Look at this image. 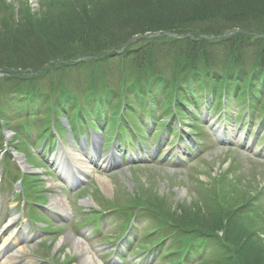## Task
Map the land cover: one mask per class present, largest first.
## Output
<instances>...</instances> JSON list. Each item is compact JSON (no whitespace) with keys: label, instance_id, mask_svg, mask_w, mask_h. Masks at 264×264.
Here are the masks:
<instances>
[{"label":"rangeland","instance_id":"obj_1","mask_svg":"<svg viewBox=\"0 0 264 264\" xmlns=\"http://www.w3.org/2000/svg\"><path fill=\"white\" fill-rule=\"evenodd\" d=\"M52 1L45 0L47 3ZM28 7L31 8L32 12H39L40 10L42 12V8H45L43 7V0H37L35 6L32 5L31 0H0V21H6L9 15L11 16L9 18L12 19L14 13L18 17L17 11L20 16H24ZM6 25H9V22ZM159 38L164 39L162 36ZM159 46L168 50L171 48L170 43H165L164 40L159 43ZM163 49L159 50L163 51ZM172 58L173 55L171 58H167L166 54H160L156 57L158 68L162 73L166 75L173 73ZM130 67V59L119 58L104 63L99 70H91L92 68L83 65L69 67L44 76L35 75L36 80L29 83H21L15 80L7 81V77H2L3 79L0 81V107L4 113L0 114V124L5 127L4 137H0V157H6L13 174L18 171V168L25 169L27 173H33L28 165L38 169L35 173L39 174L40 179L38 182L34 180L36 186L44 190L46 187L50 192L45 209L55 218L67 222V227H62L66 230L65 232L59 235L52 233L50 236L37 232L36 226L31 225L28 230L33 238L23 235L22 224L19 225V228H17L18 225H14L11 231L17 229L14 234L25 237V242L20 243L13 250H18L20 247L25 249V253L19 254V260L31 259L32 264H39L42 257L46 259L47 264L50 262L51 264H82L81 253L75 249L74 244L65 238L66 233L73 232L69 231L68 228H76V230L78 229L77 234L81 236L79 239L83 240L85 250L99 264H168V259L164 258L163 254L153 260L152 257H147L148 253L146 255L141 253L146 248L156 244L161 236L164 237L168 235L166 233L171 232L170 229H161L154 235L150 234L160 228L159 223L152 219L151 215L158 213L156 209L166 212L159 213L161 215L175 212L179 216L180 222L182 219L185 224L193 225L199 223L198 221L203 218L218 220L225 217L224 220L227 221V216L248 200L251 202L250 206L234 217L223 229L229 233L238 234L248 231L253 233L254 241H264V125L260 127L262 115L256 112L253 121L248 123L238 103L234 100L227 106L226 111L221 110V107L210 114L208 118L207 116L205 118L192 117L196 121L195 125H191L189 119H184L182 122H172L171 130L160 131V137L157 141L145 140L148 144L145 152L138 140L135 139L133 149L129 145H123L126 143L125 141L116 140L114 145L110 147L111 149L109 148L106 153H103L104 135L110 139L112 133L109 129L110 120L105 122L101 119L103 131L99 130L94 134L99 143V156L101 158L102 154L109 155L116 147L117 150H123L121 154L122 163L118 162L111 170L100 168L90 170L87 177L81 178L80 187L70 193L63 192L62 184H57L53 177L45 171L44 165L40 163L36 155L37 153L42 154V151L39 150L40 147L36 152V145L33 146V141L27 145H19L14 139V134L10 132V129L18 128L25 138H36L35 129L44 128L46 130L51 119L57 118L59 123L66 125V115L57 112L54 108L55 104L58 105L59 103L60 96L58 95L61 92L76 95V99H73L74 102L79 99L86 103L90 92L95 90L100 92L97 88L100 85L102 87L101 93L110 92V97L113 98L118 96L115 106L112 107L113 110H118L125 97H129L127 89L122 86V78L130 75ZM33 93L39 96V112L41 109L42 111L41 116L29 121L25 119L24 112L27 108L25 103L27 101L31 104L35 102L33 101L35 99L29 100L26 97L32 96ZM130 101H133V98ZM66 107L70 108V105L67 104ZM109 108L113 111L111 107ZM124 110V108L122 110L119 108L121 112ZM261 111H264V105ZM72 114L73 112H68L70 117ZM42 115L45 117L43 122L40 121ZM34 120H37L36 126L33 125L35 124ZM207 120L208 122L205 123ZM7 122L10 123V127H6ZM146 123H150L149 119ZM149 125L151 126V124ZM50 130L51 128L47 131ZM150 130H152L151 137L157 133L152 127ZM178 131L181 136L179 135V140L174 144V147H170L168 144L174 142V136ZM89 132L93 136L94 132L91 130ZM77 134L80 138L77 143L73 141L70 132H67L65 145H62L58 139L59 146L55 148L59 157L71 162L70 170L73 173L77 170L75 167L80 169V165L72 161L70 153L77 155L78 159L87 160V157L81 156L78 151L81 150L80 143L84 141V139L81 140L80 136H87L88 132ZM193 137L197 138L200 143H194V149L188 150L186 142L193 141ZM244 146L245 148H243ZM19 150L27 154L28 162L18 152ZM162 157L163 159L160 160ZM53 158L55 157L50 155L46 157L49 163L54 162ZM21 159L23 161H20ZM97 164L99 163L97 162ZM52 167L56 168L54 165ZM8 186L10 189L16 187L14 183ZM39 194V199L46 201L47 194L43 191H40ZM34 200L39 202L38 199ZM58 200H60V204L61 201L64 202L66 210L60 205L54 206ZM143 203L150 211L143 213L140 209L138 212L127 215L123 213L121 218L105 217L99 221V229L95 228L93 232V224L86 221L94 219L101 210L110 206L128 207L132 210L135 205ZM24 204L23 198L13 200L10 192L3 191L0 194V217L5 214L14 215ZM9 205L11 207H8ZM222 207L224 208L223 211ZM73 222H77L79 225L75 227ZM126 228L130 229L132 233L129 237H124L118 244L117 240ZM57 238L60 239L56 244H61L58 249L53 248L52 245L50 251L43 248L44 243H49L50 239L57 240ZM64 241L66 242L64 243ZM175 242V239H170L167 242L163 249L164 254L167 252L166 249L169 251L171 249L178 250L180 244ZM111 245L113 248L116 247V254L113 253V249H107ZM186 245L187 243L184 244V246ZM209 249L213 250L211 254L209 253L206 258H199L197 262L194 260L195 263L194 261L193 263L217 264L221 255L216 248L209 247ZM54 252H57L58 256L50 260V256ZM119 256L124 258L122 263L116 260Z\"/></svg>","mask_w":264,"mask_h":264},{"label":"trees","instance_id":"obj_2","mask_svg":"<svg viewBox=\"0 0 264 264\" xmlns=\"http://www.w3.org/2000/svg\"><path fill=\"white\" fill-rule=\"evenodd\" d=\"M43 7L42 12L28 7L24 16L17 11L18 17L14 13L0 21V73L7 81L29 83L35 75L82 65L99 70L119 57L131 60L122 86L129 95L124 100L128 114L135 119L131 98L155 102L154 110H161L164 118L173 115L172 103L183 117L209 94L218 102L237 100L252 117L264 115V0H43ZM157 35L164 39L151 37ZM163 40L170 50L159 46ZM160 54L173 55L171 75L159 70ZM105 94L95 96L96 104L113 98ZM250 204L248 200L237 207L227 221L203 218L193 225L180 222L175 212L161 215L166 212L153 207L160 223L178 233L180 250L167 249L168 263L182 264L178 259L185 255L186 264H194L213 247L221 255L217 264H264V241H254L248 231L223 229Z\"/></svg>","mask_w":264,"mask_h":264},{"label":"bare ground","instance_id":"obj_3","mask_svg":"<svg viewBox=\"0 0 264 264\" xmlns=\"http://www.w3.org/2000/svg\"><path fill=\"white\" fill-rule=\"evenodd\" d=\"M73 160L77 163H79L78 159L77 158H73ZM81 162V160H80ZM81 164H83L84 167H82V170H83V174L85 173V176L88 172H90L91 169H93L91 166H88L89 164L88 163H84V162H81ZM86 166V167H85ZM88 166V167H87ZM84 176V177H85ZM57 205H60L62 206L64 209H66V206L65 204H60V203H57ZM13 220V219H12ZM11 220V221H12ZM7 225H5L4 227L6 228ZM1 234V233H0ZM18 241V238H15L14 240H10L9 236H7L3 242L0 244V254L3 253V255H5V253L7 254V247L8 245L10 244H16ZM70 243L73 244V242L69 241ZM74 247H76L75 249L81 253L82 255V264H99L96 259L92 258L85 250V248L79 244L77 241H74ZM24 249H20L19 252H17L15 254V257H9V258H6V259H3L2 261H0V264H29L28 262H23L21 263L20 260L17 258L19 254L23 253ZM10 253V252H9Z\"/></svg>","mask_w":264,"mask_h":264},{"label":"water","instance_id":"obj_4","mask_svg":"<svg viewBox=\"0 0 264 264\" xmlns=\"http://www.w3.org/2000/svg\"><path fill=\"white\" fill-rule=\"evenodd\" d=\"M34 3H36V0H33Z\"/></svg>","mask_w":264,"mask_h":264}]
</instances>
